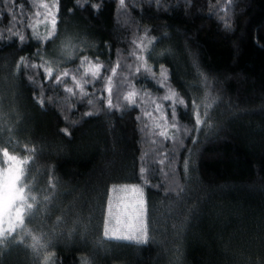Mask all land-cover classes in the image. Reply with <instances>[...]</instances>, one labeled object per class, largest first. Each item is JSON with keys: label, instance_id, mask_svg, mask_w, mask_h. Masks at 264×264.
<instances>
[{"label": "trees", "instance_id": "obj_1", "mask_svg": "<svg viewBox=\"0 0 264 264\" xmlns=\"http://www.w3.org/2000/svg\"><path fill=\"white\" fill-rule=\"evenodd\" d=\"M43 4L0 0V156L32 204L0 264H264V0H58L52 36ZM127 185L145 244L103 235Z\"/></svg>", "mask_w": 264, "mask_h": 264}, {"label": "snow or ice", "instance_id": "obj_2", "mask_svg": "<svg viewBox=\"0 0 264 264\" xmlns=\"http://www.w3.org/2000/svg\"><path fill=\"white\" fill-rule=\"evenodd\" d=\"M119 2L123 5L124 4V0H119ZM42 7L46 10L45 12V19L48 20V22L50 23V32H49V36H52L55 34L56 32V25H57V13H58V0H57V4L53 5L52 8L49 7L48 4H43ZM55 9V11H54ZM39 15V13H38ZM50 18V19H49ZM20 41L24 40L23 36L19 37ZM84 59H87L86 57ZM33 68L36 67V65H32ZM99 65L95 66L96 70L92 71V76L94 78H99L97 73L99 71ZM44 71L46 72V79L51 78L52 75V70L51 67H48L46 69H44ZM137 71H139V69H137ZM63 76H68L69 73L68 72H64L62 74ZM164 75V73L162 72V76ZM61 76H57V78L55 79L54 83L59 84L61 81ZM166 78V77H165ZM75 79V77H73V80ZM163 86V84H161V87ZM78 87L81 88V92L83 93V88L82 85L78 84ZM65 90L67 92H72L71 88H65ZM108 92H111V88H108ZM135 93L134 92H129L128 96L125 97V99L129 100L132 104H135V100L133 99ZM175 95V94H173ZM166 99H171V97H166ZM39 103L43 104V101H38ZM181 104L184 103L183 100L179 101ZM107 107L109 109L112 108V101L109 98L108 99V103H107ZM138 107V106H137ZM87 115H92V113H87ZM172 115L173 118H175V108L173 107L172 109ZM137 119L139 120V116H137ZM195 123L197 125H199L201 123V121L198 118L195 120ZM159 127V125H158ZM61 132H63L66 136H70L71 134L68 132V130L65 129H61ZM159 135L161 137H164L165 140L170 139L167 134L163 131H161L159 133ZM3 156L7 158V160L5 161V163L7 164V162H11V165L7 167V176L5 177L4 183H3V193H2V200H0V204H2V207H0V225H2V217L4 213H8L9 216V226H8V231H14V224L12 223V217L14 215L15 221L22 223V212L24 207L26 206L27 208L31 209L32 208V204L28 203V196L25 193V184L23 183V178L25 175V170L23 165L27 164L28 161L27 159L24 160H19L17 159V157L9 155V153L7 151H5L3 153ZM19 185V186H18ZM113 192L116 191H120V192H131L133 193L135 196H137V201L136 203L139 205L138 208L135 207V205L133 206V210L135 212V220H136V224L135 226L133 225H127V227L129 228V232H121L120 228L118 227H113L111 225V204H112V199L109 198L108 200V205H109V211H108V216L105 220V224H104V232L103 235L105 238L110 239V240H117V241H134L136 244H145L148 242L147 240V224L145 221V216H146V201H145V197H144V192L143 189L137 186H133V187H128V186H124L120 189H116L115 187L112 189ZM32 199L34 200L35 197H32ZM13 208L15 209L14 213H13ZM117 223H119V221H117ZM134 227V231L132 230Z\"/></svg>", "mask_w": 264, "mask_h": 264}, {"label": "rangeland", "instance_id": "obj_3", "mask_svg": "<svg viewBox=\"0 0 264 264\" xmlns=\"http://www.w3.org/2000/svg\"><path fill=\"white\" fill-rule=\"evenodd\" d=\"M89 69H91L92 71L95 70L92 68V66H90ZM161 97H164V99H166V97H171V93L166 92L164 94V96L148 97L147 101H145V103L151 104L150 111L158 112V113L162 112L160 109H158L155 106V103L161 104V105L163 104V102H162L163 99H161ZM167 100H169V99H167ZM163 111L167 113V111L165 109ZM9 155H11V154H9ZM1 158H2L1 162H3L4 167H0V200H2L3 183L5 180V177L7 176V167L11 165V162H7V164L5 163V161L7 160L6 157H4L2 155V156H0V159ZM17 159H19V158L17 157ZM19 160H21V159H19ZM127 186L133 187L134 185H127ZM137 199H138L137 196H135L131 192H120V191L115 192V198H114L115 202H112L111 209H110V211H111V225L113 227L120 228L121 232H129L130 230L127 227V225L135 226L136 220L134 218L135 212L133 210V206L135 205L136 208L139 207V205L136 203ZM0 207H2V204H0ZM12 211L14 213L15 209L13 208ZM22 221H23V218H22ZM117 221H119V223H117ZM12 223L15 226L14 231L20 229V226L23 224V222L22 223L16 222L14 215L12 217ZM8 226H9V216H8V213H4L3 217H2V225H0V235L3 234L5 231H7ZM132 230L134 231V227Z\"/></svg>", "mask_w": 264, "mask_h": 264}]
</instances>
